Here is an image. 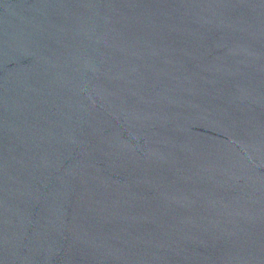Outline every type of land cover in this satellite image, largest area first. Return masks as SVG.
<instances>
[{
  "label": "water",
  "instance_id": "95a60500",
  "mask_svg": "<svg viewBox=\"0 0 264 264\" xmlns=\"http://www.w3.org/2000/svg\"><path fill=\"white\" fill-rule=\"evenodd\" d=\"M0 264H264V0H0Z\"/></svg>",
  "mask_w": 264,
  "mask_h": 264
}]
</instances>
